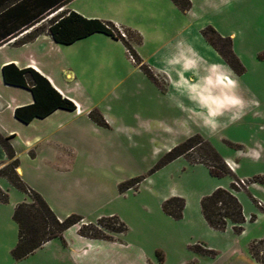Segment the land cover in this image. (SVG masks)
<instances>
[{
  "label": "rangeland",
  "instance_id": "374dc122",
  "mask_svg": "<svg viewBox=\"0 0 264 264\" xmlns=\"http://www.w3.org/2000/svg\"><path fill=\"white\" fill-rule=\"evenodd\" d=\"M244 1L249 2L242 5L246 12L227 20L221 27L230 33L243 31L242 26L249 25L252 42H247L240 52L245 71L236 76V85L224 89L231 100L220 113H207L205 117L203 114L204 118L190 114L187 106L182 109L173 104L165 92L167 85L158 77L157 85L147 84L141 80L140 71L122 60L119 63L125 80L122 87L119 85L111 93L90 100L79 99L84 115L74 116L57 133L44 131L53 137L50 139L56 137L59 151L79 159V173L52 177L43 163L52 161L53 145L44 140L29 147L18 134L14 150L20 166L34 186L47 192L56 206V214L78 215L91 222H81L78 226H97L98 219L116 216L127 228L125 240L139 242L147 250L157 246L164 255V264H176L190 250L203 254L200 245L218 252L217 264H246L247 256L256 264H264V61L254 58V50L264 47V0ZM129 2H135L129 9L164 8L159 0ZM122 3L124 0H76L72 6L119 20L135 18V13L123 11ZM158 17L162 24L169 22L166 16ZM122 31L125 40L132 42L129 33ZM155 34H158L156 38L162 36L159 30ZM98 37L101 38L92 41L113 43L105 36ZM132 37L137 40L134 34ZM216 46L225 52L222 44ZM144 50L149 56L153 49ZM132 59L129 58L135 63L133 56ZM152 63L161 62L153 58ZM97 71L95 78L101 76ZM93 111V117H89ZM48 129L46 124L44 130ZM35 132L33 127L24 129L28 136ZM197 134L221 156L233 161L228 162L234 165V172L220 156L215 163L213 153L202 144L179 151L183 152L179 158L164 164L172 149ZM47 141L51 140L47 138ZM30 153L36 158L32 159ZM57 155L62 157V153ZM210 162L231 174L212 176L206 166ZM139 178L142 180L137 186L119 189L121 184ZM238 180H244L247 187L233 188ZM52 183L61 184L62 188H51ZM218 188L231 191L241 204L245 217L243 232L235 233L230 223L224 231H214L203 220L200 201ZM8 195V203L0 204V264H33V259L15 261L9 254L8 247L17 238L13 204L22 193L11 188ZM173 197L182 198L185 203L182 218L178 220L162 210L164 201ZM110 225L119 229L113 221L103 223L104 227ZM99 229L113 239L121 236L103 227ZM204 264L215 263L207 259Z\"/></svg>",
  "mask_w": 264,
  "mask_h": 264
},
{
  "label": "crops",
  "instance_id": "0c3cea01",
  "mask_svg": "<svg viewBox=\"0 0 264 264\" xmlns=\"http://www.w3.org/2000/svg\"><path fill=\"white\" fill-rule=\"evenodd\" d=\"M129 1L124 0L122 9L125 13H135V18L126 17L119 20L99 13L83 12L72 6L76 0H71L58 12L73 11L84 18L110 22L118 29L135 32L140 37V42H130L131 48L141 63L150 69L156 82L147 77L139 65L129 60L127 48L121 41L101 33L92 34L70 45L56 43L47 33L39 35L30 42L18 43L26 33L32 30L30 29L0 46V136L8 139L13 150L18 141V134L26 144H29V147L32 143L37 145L44 140L53 145L51 147L54 148L52 161L43 163L47 170L49 169L53 174L52 177L62 176V174L73 176L79 173L81 162L73 155H67L68 152L59 151V145H55L56 137L50 139L53 137L44 134V131L57 133L69 124L71 118L78 114L84 115L83 109L79 107V99L90 100L95 96L111 93L119 85H121L119 88L122 87L125 81L122 78V69L119 67L122 60L140 71L141 80L147 84L157 85L158 77L161 83L167 85L165 92L173 100L174 103H172L181 106L182 109L187 106L190 114L192 112V114L204 118L207 113L210 115L220 113L223 106L231 100V96L224 89H227L229 85H236V80H238L236 76L238 75L206 41L201 32L210 26L221 37L231 39L233 53L238 59L240 58V63L243 62V55L240 52L245 48L247 42H252L250 26H242L243 31L237 30L230 33L221 27L225 26L227 20L243 15L246 10L242 8V5H247L249 2L245 3L244 0H189L191 3L189 11L181 12L170 0H159L164 5L161 10H151L149 7L142 9L140 5V9H129L131 6H135L133 5L135 2L131 4ZM158 15L166 16L169 22L162 24L158 20ZM217 18H221L223 21L219 19L220 22L217 23ZM158 30L162 36L156 38L158 34H155V31ZM101 35L109 38L113 43H94L92 41L94 38H101L98 37ZM146 47L153 49L149 56L145 55ZM263 50V46L254 50V58L256 56L260 62L264 61L259 59V55L264 54ZM153 58L158 59L161 63H152ZM7 65H14L19 70L32 69L36 71L46 78L63 98L71 101L75 110L58 109L46 118L34 119L28 124L18 121L14 117L15 110L32 105L34 99L28 89L4 83L2 69ZM96 69L101 73V76L97 78L94 75ZM165 92L164 89H161L162 94ZM46 124H48V130H44ZM30 127H33L37 132L28 136V134H24V129ZM47 138L51 141H47ZM56 152L57 154L62 153V157ZM218 155L224 161L233 162L219 153ZM30 156L32 159L36 158L34 153H30ZM7 163L6 154L0 146V169ZM16 172L22 181L32 191L38 193L56 214L53 200L47 192L32 184L20 166V161ZM5 180L0 177V189L8 195L11 188H15ZM53 186H56L57 190L62 188L61 184L54 185L52 183L51 188ZM29 201V196L22 193L13 204V212L17 204ZM56 216L59 219L68 217H61L58 214ZM83 222L91 223L84 219ZM15 226L17 229L16 224ZM125 233L120 234L118 239H92L81 236L79 226L75 225L65 230L62 238L52 239L22 260L33 259V264H164V255L160 248L156 246L147 250L139 242L126 241ZM17 241L18 229L16 241L8 247L10 256ZM199 247L205 251L203 254L190 250L188 255L176 264H204L207 259L217 264L218 252L207 249L206 245ZM244 262L256 264L249 256L244 258Z\"/></svg>",
  "mask_w": 264,
  "mask_h": 264
},
{
  "label": "trees",
  "instance_id": "16d2710c",
  "mask_svg": "<svg viewBox=\"0 0 264 264\" xmlns=\"http://www.w3.org/2000/svg\"><path fill=\"white\" fill-rule=\"evenodd\" d=\"M71 0H0V46L26 33L18 43L30 42L43 33L49 34L53 40L61 45H70L74 42L84 39L92 34L101 33L121 41L134 61L140 66L144 74L156 82L150 69L141 63L137 54L131 48L130 42L121 38L119 29L112 23L98 20L87 19L73 11L63 10ZM177 6L181 12H187L191 8L189 0H170ZM58 12V13H57ZM54 15L51 19L47 17ZM129 33L132 42L139 43L140 37L133 31L124 30ZM202 36L224 59L233 72L237 75L244 73V67L232 51V42L229 38L221 37L212 27H206L202 30ZM134 34L137 40L132 37ZM216 43L222 44L225 52L219 50ZM260 60H264V54L259 55ZM3 81L10 86H17L28 89L34 99V103L29 106L17 108L14 117L25 124L34 119H43L58 109L73 111L74 104L66 98H63L49 83V81L32 69L19 70L14 65L4 66L2 69ZM94 111L89 114L93 117ZM205 145L213 153L214 162L220 159L218 153L199 135L187 139L178 147L172 149L165 157V162L169 163L179 158L183 152L194 145ZM0 146L6 154L8 163L0 169V177L5 178L9 184L16 190L29 196L30 202L17 204L12 219L17 225L18 241L11 250V257L19 261L32 254L35 250L42 247L54 238H62L65 230L72 226L79 225L83 218L78 215H70L67 218L59 219L51 210L45 200L36 192L32 191L17 174L19 160L8 142L7 138L0 136ZM210 174L214 177H223L229 170L219 165H213L211 162L206 165ZM142 178L133 179L127 183L121 184L119 189L135 187L141 182ZM233 188L236 187L234 184ZM237 188V187H236ZM235 188V189H236ZM8 202L7 193L0 189V203ZM184 200L179 197L169 198L162 204L163 212L173 218L181 219L184 210ZM201 215L207 225L215 231H224L230 223L235 233L243 231L245 217L243 209L236 196L228 190L218 188L210 195L205 196L200 201ZM113 221L119 229L108 226L103 223ZM103 227L115 234H123L127 228L117 217L101 218L97 221V226L84 224L79 226V234L83 237L92 239L112 240L104 235L99 228ZM251 251L253 249L251 248Z\"/></svg>",
  "mask_w": 264,
  "mask_h": 264
},
{
  "label": "built area",
  "instance_id": "2783aa9c",
  "mask_svg": "<svg viewBox=\"0 0 264 264\" xmlns=\"http://www.w3.org/2000/svg\"><path fill=\"white\" fill-rule=\"evenodd\" d=\"M119 35H120L121 38L126 39V34L123 33V31L120 30V29H119ZM127 53H128V55H129V58H130L131 60H133V59H132V56H131V54H130V52H129L128 50H127ZM224 162H225L226 166L229 168V170L232 171V172H234V171H233V170H234V165L231 164V163H229L228 161H224ZM200 164H201V163H200ZM235 185H236L237 188H241V186H242V187H247V185H246V183H245L244 180H238V182H235Z\"/></svg>",
  "mask_w": 264,
  "mask_h": 264
}]
</instances>
